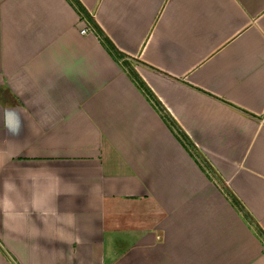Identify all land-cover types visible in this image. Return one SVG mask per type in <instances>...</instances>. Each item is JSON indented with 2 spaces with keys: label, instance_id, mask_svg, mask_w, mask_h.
I'll use <instances>...</instances> for the list:
<instances>
[{
  "label": "crops",
  "instance_id": "crops-1",
  "mask_svg": "<svg viewBox=\"0 0 264 264\" xmlns=\"http://www.w3.org/2000/svg\"><path fill=\"white\" fill-rule=\"evenodd\" d=\"M78 1L216 176L68 0H0V264H264V0Z\"/></svg>",
  "mask_w": 264,
  "mask_h": 264
},
{
  "label": "trees",
  "instance_id": "trees-1",
  "mask_svg": "<svg viewBox=\"0 0 264 264\" xmlns=\"http://www.w3.org/2000/svg\"><path fill=\"white\" fill-rule=\"evenodd\" d=\"M68 2L72 5V7L76 10V12L80 15V17H85L87 21L91 24L93 27L94 32L98 35L99 39L102 41V43L106 46L110 54L121 63L128 73L132 76L133 80L136 82L138 87L142 89V91L145 93L146 97H148L149 101L154 105V107L160 112V115L162 116V119L168 126V128L171 130V132L175 135V137L178 139L180 144L186 149V151L194 158L195 162L202 168L208 175L210 176H216L214 175V171L206 158L198 151L194 143L190 140L188 135L176 124L173 118H171L164 109L160 106V103L158 100L154 97L150 89L144 84V82L140 79L136 71L131 68L130 64L128 63V55L121 52L108 38V36L103 32V30L99 27V25L94 21L92 16L88 13V11L84 8V6L78 1V0H68ZM217 180V179H216ZM222 183V182H221ZM222 189L228 196V198L231 200V202L242 212L243 216L247 217V213L243 210V207L241 203L238 201L236 196L226 187V185H221ZM254 231L262 238L264 241V232L258 228L255 227Z\"/></svg>",
  "mask_w": 264,
  "mask_h": 264
},
{
  "label": "built area",
  "instance_id": "built-area-1",
  "mask_svg": "<svg viewBox=\"0 0 264 264\" xmlns=\"http://www.w3.org/2000/svg\"><path fill=\"white\" fill-rule=\"evenodd\" d=\"M80 20L83 21V24L80 28L81 33H85L89 30H93V27L91 26V24L87 21L85 17H80Z\"/></svg>",
  "mask_w": 264,
  "mask_h": 264
},
{
  "label": "rangeland",
  "instance_id": "rangeland-1",
  "mask_svg": "<svg viewBox=\"0 0 264 264\" xmlns=\"http://www.w3.org/2000/svg\"><path fill=\"white\" fill-rule=\"evenodd\" d=\"M128 63L130 64V63H132V64H135V59L134 58H128ZM131 65V64H130ZM131 68H133L132 67V65L130 66ZM127 68V67H126ZM129 72V71H128Z\"/></svg>",
  "mask_w": 264,
  "mask_h": 264
}]
</instances>
